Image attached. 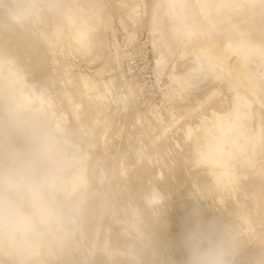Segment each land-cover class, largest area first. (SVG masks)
I'll return each instance as SVG.
<instances>
[{
    "label": "rangeland",
    "instance_id": "rangeland-1",
    "mask_svg": "<svg viewBox=\"0 0 264 264\" xmlns=\"http://www.w3.org/2000/svg\"><path fill=\"white\" fill-rule=\"evenodd\" d=\"M35 1L42 6L44 20L32 16L27 23L30 35L34 32L30 37L25 26L0 11V136L36 176L54 179L63 188H69L75 178L88 180L77 191L82 194L81 206H65L67 209H61L63 218L53 220L58 232L55 241L60 244L51 238L54 235L46 236L50 238L44 246L55 243L51 250L46 247L51 264H192L194 254L208 248H218L227 264H264V76L259 58L254 56L253 70L260 81L254 95L238 81L231 69L233 62L230 68H221L218 63L211 65L213 72H194L197 65L205 64L194 61L198 51L185 57L179 54L183 45L178 44L186 29L179 19L171 18L166 1L131 3H142V10L147 4L143 15L146 32L139 36L137 46L148 48L152 65L154 57L165 58L164 71L156 77L153 68L140 69L146 93L131 105L138 114H133L131 108L114 113L122 103L111 97L106 106L111 125L95 128L87 115L72 113L84 96L78 97L65 83L63 68L70 61L74 73L94 76L100 72L104 80L118 73L117 54L125 30L119 6L111 0ZM90 6L101 19L91 24L93 43L87 51L75 39L76 27L81 26L75 16L88 19ZM154 26L159 29L156 35L152 34ZM217 71L224 76H217ZM171 73L187 78L179 85L171 80ZM217 89L220 99L208 100L197 108L199 100ZM236 89L253 101L252 119L242 122V131L243 137L253 138L255 144L243 151L228 145L234 156L224 153L222 164L210 159L200 161L193 149L207 139L220 144L212 124L217 119L231 118ZM24 95L53 102L54 113H47L35 130L29 123ZM147 99L149 102H145ZM150 102L157 104L166 117L162 124L155 118H145V113H152L147 110ZM185 107L197 109L183 118L175 116L181 115ZM84 108L81 103L79 111ZM141 113L144 118L139 121ZM166 125L168 132L163 131ZM228 127V140L233 142L238 134L233 124ZM155 136L159 139L152 142ZM57 147L65 151L64 158ZM141 166L146 174L133 197L127 179ZM153 192L158 198L148 203ZM106 237L110 243H104ZM0 264L16 263L0 256Z\"/></svg>",
    "mask_w": 264,
    "mask_h": 264
},
{
    "label": "bare ground",
    "instance_id": "bare-ground-1",
    "mask_svg": "<svg viewBox=\"0 0 264 264\" xmlns=\"http://www.w3.org/2000/svg\"><path fill=\"white\" fill-rule=\"evenodd\" d=\"M80 1L82 3V0ZM138 1L142 2V0H111V2L118 4L119 11L122 13H120V17L123 16L124 19V31L127 33L128 37L131 38V40H133V38H136V35L139 32H146L145 25L143 24V15L146 13L147 4L145 3V10H142V3L131 5V3H135ZM165 1L167 9L171 14V18L179 19L183 27L186 29L185 35L180 38L178 44L184 46H182V50L179 54L182 55V57H185L190 52L192 53L198 51L195 54L194 61L200 60L203 64H205L204 66L197 65L194 72L205 71V69H209L213 72L214 68L211 65H218V63L221 64V68H230L229 65L233 62L234 67L231 69L236 73L238 81L241 82V84L247 89L249 93H253L254 95V93L256 92L255 88L260 87L259 77L254 73L253 70L254 56H257V58H259V62L261 64V72L264 76V0ZM41 7L42 6L38 5L35 0H0V11L4 12L7 18H11L9 20H16L17 24L19 22L22 27L25 26V28L27 29V31L25 30L28 35L27 37H30L34 34L33 32V34L30 35V26H28L29 24H27L31 20L32 16L38 18L39 20H44V14H41L42 12H40ZM116 11L118 12V9ZM75 17L78 19V22L81 25L76 27L75 38L83 46V48H85L87 51H90L92 46V38L90 32L91 24L93 21H95L94 15L90 13L88 19L78 16ZM158 32V27L154 26V28L152 29V34L156 35ZM116 49H118V46ZM131 55V53H125L123 51V45H121L120 51L117 54L119 66L116 70L119 69V71L118 73H116L115 71L116 75H112V77L110 76L108 80H104V78L102 79L101 74L103 75V73L100 74V72H96L94 76H91L87 73L76 74L73 71L75 66L71 64L70 61H68V63L63 68V74L66 78L65 83L72 86L73 92L78 94V97L84 96L83 100L81 99L74 105V107L72 106L74 108H72V113L74 115H87L86 117L88 120H90L92 124L91 126L95 128H99L101 125L110 126L112 119H109L107 121V117L111 115L109 114L110 112L107 110L106 106L107 104H109L108 102L111 97L112 99L114 98L116 102L121 101L122 103H120V107H116L115 110L112 109V111L114 110V113L117 112L119 114L123 113L124 108L125 110L126 108L128 110L129 108H131L132 104H136V101L144 97L146 93L145 85L137 79L135 74L130 73L125 67V61ZM234 56L235 59H232V57ZM164 63L165 58H158L157 56L154 57L153 69L156 73V77H158L157 74L162 75L164 71ZM216 75L220 78L224 76L218 71ZM0 77H2L1 67ZM170 77L173 82L179 85L183 83V79L187 78L186 75H180L177 73H171ZM68 92L70 94L72 91L68 90ZM220 95L219 89L213 90L209 94V96L205 98V100H199L197 108L203 107L204 102L207 103L206 101L208 100L211 101L214 99V101L216 102L215 99L219 98ZM24 98L25 105L28 107L29 123L31 129L35 130L41 119L43 117H46L47 113H50V116L54 113L53 102L52 100L46 102L42 97H39L38 101H36V99L31 95H24ZM247 99L249 98H246L245 94H242L237 90L234 96L235 110L231 118L227 120L217 119L213 121L212 127L217 133L216 138L221 142L220 144H216L210 139H207V141L203 145L202 151H193L194 155L198 152L201 153L200 157L198 158L200 161L210 159L214 160V163L216 164H222L224 153L228 157L234 156L233 150L228 148V145H234V148H236L238 151H243L246 150L247 147L255 144L253 138L243 137L244 133L242 130L245 127L242 125V122L243 124H246L244 123V121L251 120L253 116V101L250 102ZM145 102H149V100L147 99L145 100ZM81 103L85 104L84 111L82 112L79 111ZM108 107L110 108V106ZM19 108L20 111L23 110L21 107ZM197 108L185 107L181 115L175 116H181L183 118L190 112H194V110H196ZM131 109L133 110V114H136L138 112H135L134 108ZM148 109L151 110H149V112H152L151 114H149L151 115V117L148 115V113H145V118L150 120H152L151 118H155L159 121V124L165 122L166 117H164V115L160 112V109V111L158 110L157 104H155L154 102H150V104L147 105V110ZM114 113L112 114V116L114 115ZM28 114H26V116H28ZM76 117L75 119L77 120V118L79 117ZM124 118L125 116L122 119ZM142 118H144V115L143 117H141V115L139 114L138 120L140 121ZM177 119L179 120V118ZM168 123L167 125H170ZM229 124H233L235 131L238 134L233 142H230L228 140V132L230 129L228 127ZM81 125L82 124H80V126ZM88 125L90 126V124ZM167 125L163 128V131L165 132H168V130H170L168 129ZM108 126L106 127L108 128ZM60 130L63 132V127H60ZM157 139H159V136H155L151 140L153 142ZM56 150L63 158L65 157V151L63 149L57 147ZM22 161L23 160H21L19 156H17L11 150L4 138L0 136V256L4 259H7L8 261H13L16 264H51L52 257H50L51 261H49L46 257L48 252L46 247H49L50 245L47 246L46 244V246H44V243H46V239L49 240L50 237L46 238V236L48 235L52 234V236L54 235V237L51 238H53L54 241L56 239L55 235L58 232L55 230V227L53 228V220H55V218L57 220V216H62L61 209L63 207H70L73 205L77 208L81 206L80 204L82 202V194H78L77 191L80 187V184H87L88 180H79V178H75L73 182H71L72 180L70 181L71 184L68 185L70 186L69 188H63L64 186L57 184L56 181H53L54 179L46 180V178H41V175L40 177L36 176L31 168L30 170L33 172H31L25 165L22 164ZM140 168L142 169L135 174L133 173L134 175L132 174V176L130 174L131 177L127 179L130 186H128L129 184L126 182L127 186L131 188L130 190L128 188L129 194L131 193L130 195H132L133 197V192H136L138 194V191L141 188V180L143 179L142 177L145 173V169H143L142 166ZM160 174L163 175L164 173L161 172ZM46 181L47 184L45 183ZM74 192L75 194H73ZM157 198V192H153L151 196L147 198V201L148 203H153ZM59 219L61 218L59 217L58 220ZM135 227L137 229V224ZM51 240L52 239H50V242H52ZM107 240L108 238L106 237L104 240L105 244L109 242ZM56 242L57 240L55 241V243ZM58 242L57 244H60V242ZM104 243L103 245H105ZM54 244L53 246L51 244V246L54 247ZM109 245L105 246L109 247ZM53 261H55V259ZM55 263L56 262H54V264Z\"/></svg>",
    "mask_w": 264,
    "mask_h": 264
},
{
    "label": "built area",
    "instance_id": "built-area-1",
    "mask_svg": "<svg viewBox=\"0 0 264 264\" xmlns=\"http://www.w3.org/2000/svg\"><path fill=\"white\" fill-rule=\"evenodd\" d=\"M144 32H139L136 35V38L128 37L127 33L123 31V39H122V45H123V51L125 53H131L132 55L129 56L125 61V67L128 69V71L132 74H135L137 79L144 85L145 83L142 82L141 76H140V69H146L149 70L153 68L152 60L150 53L148 51V48H142L141 46H137V40L139 39V36L142 35ZM137 46V48H135ZM135 48V50H133ZM139 54H143L140 58L138 57ZM146 87V86H145Z\"/></svg>",
    "mask_w": 264,
    "mask_h": 264
},
{
    "label": "clouds",
    "instance_id": "clouds-1",
    "mask_svg": "<svg viewBox=\"0 0 264 264\" xmlns=\"http://www.w3.org/2000/svg\"><path fill=\"white\" fill-rule=\"evenodd\" d=\"M192 264H226V261L218 248H208L195 253Z\"/></svg>",
    "mask_w": 264,
    "mask_h": 264
},
{
    "label": "crops",
    "instance_id": "crops-1",
    "mask_svg": "<svg viewBox=\"0 0 264 264\" xmlns=\"http://www.w3.org/2000/svg\"><path fill=\"white\" fill-rule=\"evenodd\" d=\"M91 11V12H90ZM87 14H88V18H89V16H90V13L92 14V15H94V18H95V20H100L101 19V15H100V13L99 12H97V11H95L91 6H90V9L89 10H87ZM76 16H78V17H81L80 15H76ZM81 18H83V17H81ZM86 19V18H85ZM57 29H59V27H57ZM76 39V38H75ZM92 43H93V40H92ZM199 148H194L193 149V151H195V150H197V151H202V148H203V145L202 146H198ZM200 152H198V153H196L195 154V157H200Z\"/></svg>",
    "mask_w": 264,
    "mask_h": 264
}]
</instances>
